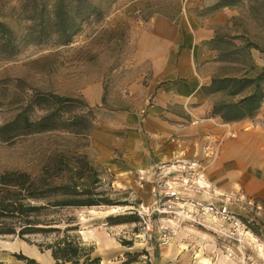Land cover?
<instances>
[{
    "label": "rangeland",
    "instance_id": "1",
    "mask_svg": "<svg viewBox=\"0 0 264 264\" xmlns=\"http://www.w3.org/2000/svg\"><path fill=\"white\" fill-rule=\"evenodd\" d=\"M197 1L106 2L103 4L106 8L104 17L88 22L75 37L74 43L68 47H57L52 40L41 46H23L10 58L0 52V127L13 122L23 113L31 120L42 117L45 113L40 109L27 110L36 92L79 98L91 106L85 95L93 93L101 84L105 105L92 106L97 115V123L107 120L105 116L109 112L131 111L133 105L130 98L136 94L143 96L142 92H133L131 85L143 76L142 72L146 73L148 70L147 66L133 67V30L139 23H145L155 15L177 22L186 15L196 17ZM19 6V0H0V14L6 15L7 22L16 29L18 25L15 16ZM202 12L201 15L209 13ZM239 27L248 40L261 46L264 51V0H254L252 10L242 16ZM233 51V47L228 46V52ZM238 60L241 66L233 67L231 73H235V69L239 73L241 68H251L249 50L244 49L238 53ZM248 73L250 77L259 74L254 68ZM143 83H147L146 78ZM232 100L228 95L221 98L222 102ZM151 105L152 100L144 109ZM146 111L143 110V115ZM110 116L114 115L111 113ZM107 122H110L111 127L116 124L114 118H109ZM259 123V127L264 126L263 120ZM10 136L12 137L8 140L7 137ZM180 150L176 153L178 158L165 160L157 165L153 182H149L151 185H144L134 182L136 174L132 172L119 174L117 170L108 169L98 163L92 153L99 150L93 148L90 135L78 136L63 131L26 134L17 128L0 131V173L26 171L36 174L55 156L70 157L73 165L77 159L87 157L93 165L86 181L91 189L90 195L96 199H110L112 204L50 209L46 211L47 217H76L80 230L90 228L119 242L131 241V246H125L133 247V250L124 254L123 264H170V257H173V264H264V198L259 192V185L252 182L250 188L253 190H248L238 178L229 177L227 174L234 169H229L232 167L229 162H224L223 165L220 163L219 166L221 149ZM262 150L260 152L258 149L255 154L261 156ZM117 153L121 154V151L117 150ZM259 155L253 153L249 159L258 158ZM194 160H199L200 173L204 179L203 187H199V190L175 181L174 179L180 180L178 172L168 173L176 168L170 166ZM162 169L165 171L159 174ZM221 169H224V174L218 175ZM169 180L177 182L170 184L179 189V196L156 205L160 209L166 208L167 213H160L158 210L152 212L153 237L148 244L149 250L133 236L141 226L139 222H107L109 216L135 215L130 212V207L143 201L145 205L151 204L155 183ZM137 189L143 192V200L137 196ZM211 205L214 212L206 210ZM59 226L64 228L66 225L62 223ZM15 228L19 229L20 225ZM162 228L171 233V239L165 245L158 238V231ZM56 235L51 231H38L26 234L27 240L15 235L0 236V264H25L14 255L24 254L25 245L36 247L43 253L51 252L46 246ZM80 237L84 244L95 246L94 241H86L81 234ZM110 247H115L111 240ZM94 256H98L97 252H94ZM108 257L109 255L105 256L104 264H116L119 261Z\"/></svg>",
    "mask_w": 264,
    "mask_h": 264
},
{
    "label": "crops",
    "instance_id": "2",
    "mask_svg": "<svg viewBox=\"0 0 264 264\" xmlns=\"http://www.w3.org/2000/svg\"><path fill=\"white\" fill-rule=\"evenodd\" d=\"M253 5L254 0L230 4L224 0H198L196 17L186 15L177 22L155 15L139 23L132 35V63L135 68L147 66L148 70L141 73L143 76L131 88L143 96L136 94L130 98L131 111L109 112L105 116L107 120L115 119L114 127L105 119L97 123L90 135L93 148L99 150L92 153L95 160L119 174H136L133 180L137 184L151 185L156 166L178 158L176 153L180 149H221L219 166L229 162L232 166L229 169L235 171L227 175L238 178L248 190H253L250 186L256 182L264 198V126L259 127V122L264 121V102L253 116L233 122H225L213 114L221 103H228L221 101L226 91L212 90L213 80L250 77L248 71L252 68L259 73L264 68L261 46L248 40L239 27L242 16ZM202 11L209 13L201 15ZM228 46L234 49L230 56ZM244 49L249 50L251 68L231 73L233 67L241 66L238 53ZM243 96L237 95L230 102ZM85 98L91 106H102L103 85ZM151 100L152 105L144 109ZM143 110H147L145 115ZM258 149L260 152L263 149L261 156L255 154ZM253 153L258 158L249 159ZM223 174L224 169L219 170L218 175ZM221 183L226 185L225 181ZM136 192L143 200V192L140 189ZM80 234L86 241L95 242L101 264L106 255L119 259L116 264H123L124 254L133 250L90 228H82ZM110 240L114 248L110 247ZM23 248L24 254L41 264L55 262L51 252L43 253L30 245ZM144 248L149 250L150 246ZM172 260L170 257L168 262L173 264Z\"/></svg>",
    "mask_w": 264,
    "mask_h": 264
},
{
    "label": "trees",
    "instance_id": "3",
    "mask_svg": "<svg viewBox=\"0 0 264 264\" xmlns=\"http://www.w3.org/2000/svg\"><path fill=\"white\" fill-rule=\"evenodd\" d=\"M114 1L19 0V11L15 16L17 29L7 22L6 15L0 14V52L10 58L23 46H41L52 40L57 47H68L88 22L104 17L106 8L103 4ZM224 1L230 4L240 0ZM212 86L213 91H226L232 98L244 94L237 102L221 103L215 108L214 115L225 122L251 117L264 102V68L255 77L213 80ZM102 105H105L104 97ZM32 108L45 114L37 120L20 114L13 122L1 126L0 131L18 128L26 134L63 131L89 136L97 124L95 109L79 98L36 92L27 110ZM11 137H7L8 140ZM70 160V157L55 156L36 174L26 171L0 173V236L15 235L27 240L26 234L55 232L56 237L46 246L51 250L55 264H101V257L94 256L95 246L81 240L76 217H47L46 211L50 209L112 204L110 199H96L90 195L86 181L93 165L87 157L77 159L74 165ZM135 221H141L137 214L107 218L111 224ZM62 223L66 225L64 228L59 226ZM16 225L20 228L16 229ZM121 243L131 246V241L121 240ZM14 255L25 264H41L23 253Z\"/></svg>",
    "mask_w": 264,
    "mask_h": 264
},
{
    "label": "built area",
    "instance_id": "4",
    "mask_svg": "<svg viewBox=\"0 0 264 264\" xmlns=\"http://www.w3.org/2000/svg\"><path fill=\"white\" fill-rule=\"evenodd\" d=\"M176 167L175 169H171L172 171H168V173H174L178 172L177 176L180 177L179 183L186 186L189 185V187H195L199 190V187H203L202 182L204 181L202 174L200 173V164L199 160L194 161H184L179 163L177 166L172 165L170 168ZM163 170V169H162ZM160 171L159 174H161L163 171ZM173 182V181H172ZM171 180L166 181L165 183L157 182L153 186V202L149 205H145V203H139L137 205H133L130 208L132 209L130 212L137 214L141 221L139 224L141 226L138 228L137 232L133 233V236L135 240L141 241V243L145 246H148L150 241L153 237V224L151 220V214L154 212V210H158L160 213H167L166 208L160 209V206L158 205L159 202H166L171 201L175 198H178L179 196V189L177 187H174L170 183H172ZM177 183V182H173ZM207 211H213L214 207L211 205L210 207L206 208ZM223 211H226V209H223ZM218 212V211H216ZM158 238L159 242L161 244H167L171 239V233L167 231L165 228L159 229L158 231Z\"/></svg>",
    "mask_w": 264,
    "mask_h": 264
}]
</instances>
